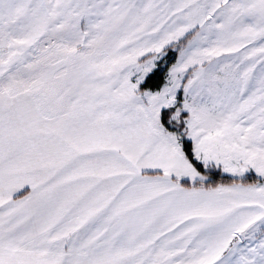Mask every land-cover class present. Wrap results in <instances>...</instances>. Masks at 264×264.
I'll list each match as a JSON object with an SVG mask.
<instances>
[{
	"label": "snow or ice",
	"instance_id": "6c2138e0",
	"mask_svg": "<svg viewBox=\"0 0 264 264\" xmlns=\"http://www.w3.org/2000/svg\"><path fill=\"white\" fill-rule=\"evenodd\" d=\"M0 264H264V0H0Z\"/></svg>",
	"mask_w": 264,
	"mask_h": 264
}]
</instances>
